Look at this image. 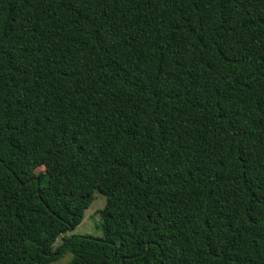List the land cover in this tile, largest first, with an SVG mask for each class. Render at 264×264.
<instances>
[{"label":"trees","instance_id":"1","mask_svg":"<svg viewBox=\"0 0 264 264\" xmlns=\"http://www.w3.org/2000/svg\"><path fill=\"white\" fill-rule=\"evenodd\" d=\"M66 253L264 264V0H0V264Z\"/></svg>","mask_w":264,"mask_h":264},{"label":"rangeland","instance_id":"2","mask_svg":"<svg viewBox=\"0 0 264 264\" xmlns=\"http://www.w3.org/2000/svg\"><path fill=\"white\" fill-rule=\"evenodd\" d=\"M43 168H38L36 174L42 173ZM105 204V197L98 192L93 193V201L89 208L84 212V217L82 222L73 230L66 232L64 235L60 236L53 248H57L62 243V239L70 237L72 235H89L96 238L102 237V232L97 228L98 224L102 219V210ZM71 255L66 253L60 260L50 263V264H68L70 262Z\"/></svg>","mask_w":264,"mask_h":264}]
</instances>
